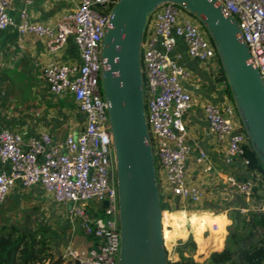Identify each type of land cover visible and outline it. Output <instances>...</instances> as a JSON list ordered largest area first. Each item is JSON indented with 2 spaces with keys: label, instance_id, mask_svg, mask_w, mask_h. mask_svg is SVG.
Listing matches in <instances>:
<instances>
[{
  "label": "built area",
  "instance_id": "2783aa9c",
  "mask_svg": "<svg viewBox=\"0 0 264 264\" xmlns=\"http://www.w3.org/2000/svg\"><path fill=\"white\" fill-rule=\"evenodd\" d=\"M62 1H75L76 5L50 26L30 20L27 8L21 10L19 20L14 19L9 12L14 0H0V30L14 26L22 35L45 36L51 48L73 36L78 61L44 66L42 74L54 95L71 94L85 115L83 132L69 133L63 143H55L46 132L25 138L11 129L0 131V161L10 164L8 171L0 173V205L17 182L24 187L41 184L56 202L71 204L83 234L91 239L88 246L68 243L62 257L79 264H116L121 244L116 168L100 72L101 42L118 0ZM216 4L225 16L233 15L238 20V36L247 43L264 82V0H216ZM184 11L170 2L155 9L143 38L142 67L149 135L159 167L156 166L157 179L163 173L173 195L197 203L203 199L204 191L185 176L192 147L183 117L194 99L184 83L191 74L176 47L181 40L188 56L202 63H209L217 53L205 28ZM202 110L226 159L237 158L246 166L249 160L245 147L249 141L234 105L207 101ZM205 159L206 153L200 151L196 161L203 163ZM227 180L250 202L243 211H264L263 202H252L253 181H239L234 176ZM158 183L161 190L163 183ZM104 200L108 201L107 207H102ZM84 201H94V207L98 205L105 217L91 213L93 206H82ZM168 264L184 263L172 260Z\"/></svg>",
  "mask_w": 264,
  "mask_h": 264
},
{
  "label": "crops",
  "instance_id": "0c3cea01",
  "mask_svg": "<svg viewBox=\"0 0 264 264\" xmlns=\"http://www.w3.org/2000/svg\"><path fill=\"white\" fill-rule=\"evenodd\" d=\"M75 5V1L31 0L27 4L25 0H14L9 12L19 20L21 10L27 8L30 20L55 26L60 16ZM176 50L183 54L182 64L190 70L191 77L184 84L194 99L191 109L183 117L187 141L192 147L185 176L188 182L204 191V197L193 203L176 196L184 204L181 207H187V201L193 205L188 206L190 208H186V211L177 208L171 213L167 212L168 223H180L186 228L191 241L169 256L173 260L185 261L192 260L195 254V258L201 260L214 250L221 251L230 246L226 235L227 223H233V220L228 213L240 210L246 216L255 210L243 211L250 202L227 180L229 176L239 179L244 173L243 163L236 158L226 159L224 148L216 142L203 116L204 102L230 103L214 82V70L217 71L218 65L211 67L209 63L191 59L181 40H178ZM78 59L79 50L73 36H69L61 46L51 48L45 36L22 35L14 26L0 30V131L11 129L25 138L46 132L55 143H63L69 133L79 135L83 132L85 115L73 96L54 95L42 74L44 66L73 64ZM200 151L206 153L203 163L196 161ZM9 169V163L0 161V173ZM50 199L56 202L41 184L24 187L17 182L0 205V225L16 224L23 230L47 228L40 218L46 219ZM214 224L218 225L216 229ZM206 230L210 231L209 235H204ZM198 234L201 236L199 242ZM58 236L61 237V234ZM87 240L88 246L91 239L87 237ZM53 245L56 251L58 240Z\"/></svg>",
  "mask_w": 264,
  "mask_h": 264
},
{
  "label": "water",
  "instance_id": "95a60500",
  "mask_svg": "<svg viewBox=\"0 0 264 264\" xmlns=\"http://www.w3.org/2000/svg\"><path fill=\"white\" fill-rule=\"evenodd\" d=\"M166 2L179 5L204 26L250 147L264 167V82L247 43L238 36L236 17L225 16L216 0H118L102 38L100 72L116 168L121 234L116 264H168L142 67L147 24L155 9ZM107 206L104 200L102 207Z\"/></svg>",
  "mask_w": 264,
  "mask_h": 264
},
{
  "label": "trees",
  "instance_id": "16d2710c",
  "mask_svg": "<svg viewBox=\"0 0 264 264\" xmlns=\"http://www.w3.org/2000/svg\"><path fill=\"white\" fill-rule=\"evenodd\" d=\"M209 64L211 67L214 64L218 65L217 71L214 70V82L233 105L218 55ZM245 149V156L249 163L244 166V173L238 180L253 181L255 185L252 200L264 203V167L251 149L249 142ZM174 199V202L171 198H168V202L161 201L162 208L184 206L177 197ZM185 205L193 204L187 201ZM163 213L165 244L170 250L178 237L187 236L188 233L180 223H168L167 212L164 211ZM228 217L233 220L232 225L228 227L229 236L227 239L231 242L230 246L222 248V252L214 250L198 261H182L184 264H199V261L203 263L207 260H209L208 264H264V211H250L246 216H243L238 210L235 213H228ZM168 226H171V229ZM46 232H49L48 228L23 230L16 224H1L0 264H74L72 261L64 259L61 252L58 253L54 250L53 238L57 237V234L51 236L47 235ZM200 237L198 234V242ZM202 240L204 239L202 238Z\"/></svg>",
  "mask_w": 264,
  "mask_h": 264
},
{
  "label": "rangeland",
  "instance_id": "374dc122",
  "mask_svg": "<svg viewBox=\"0 0 264 264\" xmlns=\"http://www.w3.org/2000/svg\"><path fill=\"white\" fill-rule=\"evenodd\" d=\"M184 12L187 13L189 16H191V18L196 23L201 24L200 21L194 15L188 13L187 11H184ZM155 162H156V166L158 167L157 160ZM158 169H159V167H158ZM158 181L160 182V184L163 183V186L160 190L161 201L168 202V198H171L172 202H174V200H175L174 198L176 196L173 195L170 192V190L166 187L165 176L163 173H160L158 175ZM89 202L92 203L89 207L93 206L91 208L92 210L91 209L89 210L91 213L93 212L97 215L105 217L104 213L101 211V209H99L100 207L98 205L94 207V204H95L94 201H89ZM177 208H183L186 211V208H190V207H188V206L187 207H173V208L163 207L162 210H163V212L166 211V212L171 213L172 211H174ZM40 219H41L42 223L44 222L43 223L44 225L47 224V228L49 229V232H46L47 235L54 236L55 234H57V237L53 238V244L58 240V248L56 250V251H58V253L60 251L62 252L68 243H71L75 247L87 246V243H88L87 237L82 232V228L79 225V220L77 218H75V216L73 215L70 203H58V202H53L51 199L48 200L47 209H46V219L43 217ZM227 225H228V227L231 226L232 222L229 221L227 223ZM168 227L171 229V226H168ZM187 228L189 229V227H187ZM73 230H74V233L72 235ZM58 234L59 235L61 234V237H59ZM206 234L209 235L210 231L206 230L204 232V235H206ZM226 235H227V237L229 236L228 235V228H227ZM190 241H191V239H190L189 234L187 236H184V237H178L175 240V242L173 243L174 245L171 246L170 250L168 249L167 245L165 247V250H166L167 254L172 256L173 254H175L176 249H178V247L185 245L186 243H189ZM192 257H193L192 260L198 261L195 258V254H193ZM208 263L209 262L201 263L199 261V264H208Z\"/></svg>",
  "mask_w": 264,
  "mask_h": 264
},
{
  "label": "bare ground",
  "instance_id": "6f19581e",
  "mask_svg": "<svg viewBox=\"0 0 264 264\" xmlns=\"http://www.w3.org/2000/svg\"><path fill=\"white\" fill-rule=\"evenodd\" d=\"M81 204H82V206H90L92 203L91 202H88V201H84ZM163 226H164V213H163V218H162V235H163L164 240H165L166 234L164 233ZM164 246L166 247V244L165 243H164ZM172 260L173 259L168 254V261H172ZM175 261H177V260H175Z\"/></svg>",
  "mask_w": 264,
  "mask_h": 264
}]
</instances>
